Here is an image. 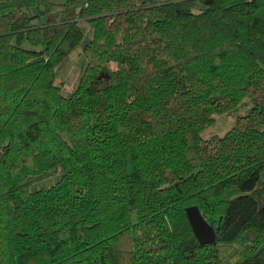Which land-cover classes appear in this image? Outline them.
<instances>
[{
  "label": "trees",
  "instance_id": "16d2710c",
  "mask_svg": "<svg viewBox=\"0 0 264 264\" xmlns=\"http://www.w3.org/2000/svg\"><path fill=\"white\" fill-rule=\"evenodd\" d=\"M263 177L264 0H0V264H264Z\"/></svg>",
  "mask_w": 264,
  "mask_h": 264
},
{
  "label": "rangeland",
  "instance_id": "374dc122",
  "mask_svg": "<svg viewBox=\"0 0 264 264\" xmlns=\"http://www.w3.org/2000/svg\"><path fill=\"white\" fill-rule=\"evenodd\" d=\"M161 1V0H153ZM82 26L86 32L84 42L92 36V28L86 22L82 21ZM81 47V46H80ZM86 65V59L81 54V48L75 49L70 56L65 59L57 68V75L59 81L64 82V92L69 93L73 88L78 85L79 77L81 76ZM250 100L245 97L240 104L232 111L216 115L215 122L206 128L202 134L204 137L211 134H224L236 121L239 115L246 113L250 108ZM264 178V177H263ZM57 180V177H49L44 179H37L33 182L34 189L41 186H50Z\"/></svg>",
  "mask_w": 264,
  "mask_h": 264
},
{
  "label": "water",
  "instance_id": "95a60500",
  "mask_svg": "<svg viewBox=\"0 0 264 264\" xmlns=\"http://www.w3.org/2000/svg\"><path fill=\"white\" fill-rule=\"evenodd\" d=\"M193 232L201 244L212 243L216 239V229L204 216L201 209L193 204L186 207Z\"/></svg>",
  "mask_w": 264,
  "mask_h": 264
}]
</instances>
